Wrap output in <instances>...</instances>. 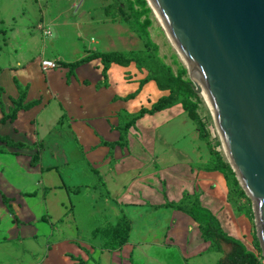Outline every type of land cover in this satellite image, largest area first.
I'll return each mask as SVG.
<instances>
[{
	"label": "crops",
	"instance_id": "crops-1",
	"mask_svg": "<svg viewBox=\"0 0 264 264\" xmlns=\"http://www.w3.org/2000/svg\"><path fill=\"white\" fill-rule=\"evenodd\" d=\"M107 19L111 20L108 15ZM39 28L43 34L47 29ZM98 43L92 39L90 49L78 59L100 51L93 48ZM43 59L0 65V137L24 144L19 148L0 140V264H169L171 258L177 264H197L205 254H231L230 243L222 241V249L212 248V242L202 237L199 223L165 206L195 195L228 236L252 243V223L230 202L224 174L206 169L212 157L209 144L202 138H188L184 143L192 119L182 104L138 119L129 128L125 147L108 145L120 141L121 127L129 120L125 114L150 109L170 94L154 80L141 84L148 76L146 69L135 62L126 67L113 63L106 85L99 58L71 75L60 62L78 59L57 56L54 61L59 67L48 70L40 64ZM21 88L26 103L37 99L41 103L20 111L16 120L1 123ZM137 91L134 98H127ZM51 106L56 107L54 118L39 131L35 118ZM60 114L66 131L60 126L54 130ZM8 125L10 129L2 133L1 128ZM41 138H52L46 143L53 146L54 158L40 151ZM54 138H74L77 151H60ZM36 140L41 144L38 148L33 144ZM38 153V163L32 165ZM76 208L86 210L85 230L70 216ZM97 215L105 227L123 218L130 222L121 248L109 251L95 244L103 240ZM194 241L201 247L193 246Z\"/></svg>",
	"mask_w": 264,
	"mask_h": 264
},
{
	"label": "water",
	"instance_id": "water-1",
	"mask_svg": "<svg viewBox=\"0 0 264 264\" xmlns=\"http://www.w3.org/2000/svg\"><path fill=\"white\" fill-rule=\"evenodd\" d=\"M147 1L211 110L264 254V0Z\"/></svg>",
	"mask_w": 264,
	"mask_h": 264
},
{
	"label": "rangeland",
	"instance_id": "rangeland-1",
	"mask_svg": "<svg viewBox=\"0 0 264 264\" xmlns=\"http://www.w3.org/2000/svg\"><path fill=\"white\" fill-rule=\"evenodd\" d=\"M102 2L103 0H0V65L3 66L8 62L24 63L32 59L37 61L38 58L54 61L57 56L76 60L87 53L92 44V39L99 42L96 45L93 44V48L103 50V52H126L130 49L138 53L144 52L143 40L137 33L129 29L130 26L124 20L121 10L114 5V0L105 1V11L101 8ZM80 3L81 7L78 8L77 6ZM121 4L119 8H129L126 11V17L129 19L132 17L131 20L139 21L141 24L148 22L147 31L155 47L153 50H147L144 57L158 56L175 74L182 75L184 79L192 82L187 65L172 44L164 26L148 1L122 0ZM112 5L115 7H111ZM107 15L111 20L107 19ZM39 25L47 28L51 35H44ZM196 93L198 94V99H195L197 111L203 124L206 142L216 154H219L224 164L231 167L211 110L203 95L200 92ZM54 111H56V107L51 106L42 111V114L36 116L35 123L38 124L39 131L47 129L54 118V115H52ZM61 117L62 114L58 117V126L56 125L54 130L59 129L60 126L61 130L66 131L68 128L60 122ZM22 121L23 117L19 119L20 124ZM8 129H10L9 125L3 126L1 132L7 133ZM165 132H170L169 127L165 128ZM35 134L39 135L37 130ZM178 136L179 134L176 137ZM188 138H200L198 127L192 120L184 143ZM49 139L52 138L42 139L41 147L38 140L34 141L33 144L35 148L40 147L41 152H50L52 158H54L52 154L53 146L46 143ZM54 140L57 142L60 151H77L74 138H54ZM161 145L163 144L160 142L158 147L161 148ZM206 150L209 151V149ZM37 151L39 152V150ZM60 156L62 157L63 154L61 153ZM240 187L239 190H233L232 198L234 200L232 199V203L239 213L248 212L245 215L249 217L253 226L252 243L250 245L244 244L247 250L252 251L259 258V263L264 264L263 249L257 237L252 200L245 189L241 185ZM236 193H238V196H236ZM73 198L75 199L74 196ZM85 212V208H76V214L70 215L72 218L76 217L78 219L80 228H83V230L88 224L85 222ZM96 217L98 229H104L105 226L101 224L103 221L98 215ZM95 244L101 247L105 243L104 240L99 241L98 239ZM192 245L196 248L201 247L196 241ZM228 249L230 250V247H227L226 251ZM224 255H227V253H224ZM224 255L223 253H212L210 256L205 254L199 257L196 263L218 264V259ZM7 264H15V262L9 261ZM169 264H177V261L171 258ZM227 264L232 263L227 262Z\"/></svg>",
	"mask_w": 264,
	"mask_h": 264
},
{
	"label": "trees",
	"instance_id": "trees-1",
	"mask_svg": "<svg viewBox=\"0 0 264 264\" xmlns=\"http://www.w3.org/2000/svg\"><path fill=\"white\" fill-rule=\"evenodd\" d=\"M122 0H114V5L117 6V9L121 10V14L124 17V20L130 26L132 31L137 33V35L143 40L145 45V51L141 53H128V52H92L89 55L78 59L74 62H60L62 67L69 68V75L73 74L75 69L85 63H88L94 59H101L103 64V75L105 81L102 84H106L107 81V72L110 66L113 63H117L121 66H128L131 62H135L140 69H146L148 71V76L141 81L143 85L147 81L154 80L157 83V86L160 90H169L170 94L164 96L158 100L157 103L153 104L150 109L142 108L135 114H125L129 120H127L123 127H121V139L119 142L109 143L111 147L117 145L125 147L127 145V136L129 128L134 126L136 121L142 118L146 114H154L158 111L170 108L176 104H182L187 115L192 119L200 132V138L206 140L205 131L203 124L200 120V116L197 111V103L195 99H198V94L195 92L193 84L191 81H188L183 78L182 75L175 74L169 66H167L158 56H152L145 58L146 51L155 47L151 41L150 35L147 31L148 22L141 24L139 21L131 20L126 17V11L129 8H119L122 4ZM115 7V6H111ZM109 11V9H108ZM138 91L134 94L129 95L127 98L131 99L137 95ZM26 93L25 90L21 88L20 97L14 100V107L10 110L9 113L3 115L1 123L7 121L16 120L20 111H27L41 102V99H37L30 102H25ZM2 142L14 147H24L20 142H14L11 138L0 137ZM211 150L212 157L210 158L207 171H219L224 174L227 185L229 187V200L232 202L233 190H239L240 184L236 178V175L233 169L224 164L223 159L216 154L212 147L209 146ZM39 160V155H35L32 158L31 164L36 165ZM238 196V193H236ZM234 200V199H233ZM6 201V200H5ZM7 202V201H6ZM166 207L181 210L191 216L197 223L202 233V237L207 241L212 242V248L222 249L221 242L230 243L233 246V250L227 258L223 259L220 264H227L231 262L232 264H260L259 258L251 251L247 250L246 246L237 239H234L228 236L224 230L221 228L219 221L211 213V211L202 206L199 196H186L182 201L176 202H167ZM9 210L12 212V208L9 206ZM244 212L242 214H247ZM131 224L126 219H120L115 225H109L104 229L100 230V234L104 240V249L113 251L115 249L121 248L128 239L130 233Z\"/></svg>",
	"mask_w": 264,
	"mask_h": 264
},
{
	"label": "built area",
	"instance_id": "built-area-1",
	"mask_svg": "<svg viewBox=\"0 0 264 264\" xmlns=\"http://www.w3.org/2000/svg\"><path fill=\"white\" fill-rule=\"evenodd\" d=\"M44 34L46 36H49L51 35V32L46 29L44 30ZM41 65L42 67L45 69V70H48V69H55L57 68L59 65L57 64L56 61H53V60H46V59H43L42 62H41Z\"/></svg>",
	"mask_w": 264,
	"mask_h": 264
},
{
	"label": "bare ground",
	"instance_id": "bare-ground-1",
	"mask_svg": "<svg viewBox=\"0 0 264 264\" xmlns=\"http://www.w3.org/2000/svg\"><path fill=\"white\" fill-rule=\"evenodd\" d=\"M155 12V11H154ZM159 18V17H158ZM159 20H160V22H161V19L159 18ZM162 23V22H161ZM162 25H163V23H162ZM193 75V74H192ZM208 105V104H207Z\"/></svg>",
	"mask_w": 264,
	"mask_h": 264
}]
</instances>
